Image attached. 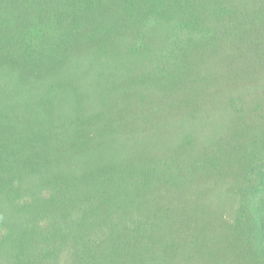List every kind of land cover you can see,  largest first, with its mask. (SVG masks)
Returning a JSON list of instances; mask_svg holds the SVG:
<instances>
[{
    "label": "trees",
    "instance_id": "trees-1",
    "mask_svg": "<svg viewBox=\"0 0 264 264\" xmlns=\"http://www.w3.org/2000/svg\"><path fill=\"white\" fill-rule=\"evenodd\" d=\"M0 264H264V0H0Z\"/></svg>",
    "mask_w": 264,
    "mask_h": 264
}]
</instances>
